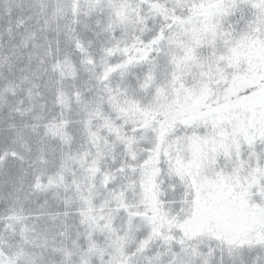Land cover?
Masks as SVG:
<instances>
[{"label": "rangeland", "instance_id": "obj_1", "mask_svg": "<svg viewBox=\"0 0 264 264\" xmlns=\"http://www.w3.org/2000/svg\"><path fill=\"white\" fill-rule=\"evenodd\" d=\"M141 1L71 0L75 14L79 7L101 3L111 6L110 14L114 15L116 26L126 29L133 39L121 49L109 48L100 66L89 60L88 69H95V79L103 88L105 114L95 111L84 119L86 149L72 155V163L62 162L54 181L47 185L71 203L77 198L71 206L87 225L95 212L96 181L102 174L99 160L105 154L107 159L114 151L119 156L124 154L125 160L136 159L138 143L141 139H151L153 148L149 152L152 154L147 155L146 163L140 165L134 161L125 165L121 162L124 165L120 168L126 172L127 180L124 191L117 189L114 198L118 206L114 210L121 211L120 225L127 233L134 231L135 221L147 226L148 234L140 242L139 249H146L143 251L146 252L151 244H156L158 250L165 251L163 246L178 244L182 239L181 234L177 236L174 230H167L170 220L160 204L156 181L160 174L163 142L169 138V149L175 153L174 164L190 178L196 193L195 220L187 225L188 232L193 235L213 229L241 232L253 221H259L257 213L261 211L250 207L247 197L250 189L245 185L258 184L256 174L264 173L259 155L264 152V144L256 143L249 148L247 140L241 139L250 134V129L258 131L257 125H264L261 119L264 117V37L260 35L259 27L250 30V26H246V19L256 14L259 2L148 1L151 16L156 18L154 22L160 16L168 25L162 36L144 42L147 22L152 17L144 15L146 11ZM234 26L236 31L230 33L228 27ZM158 49L163 55L151 58ZM213 51L217 53L215 56L211 55ZM142 65L146 66L144 74L136 76L134 72ZM57 67L61 76L68 80L76 75L77 65L69 60L58 62ZM159 75L163 76V83L157 81ZM126 77L142 82L144 91L148 89L143 101L127 98L111 86L110 82ZM67 96L65 92L60 93L58 99L65 111L47 125V131L63 143H69L71 139L66 113L71 102ZM206 121L217 126L226 125L228 132L222 134L221 139H214L207 134ZM180 124L200 125L196 137L188 144L184 143L183 134H175L174 130ZM233 159L242 161L239 170H233ZM249 165L251 173L247 171ZM110 171L105 169L102 184L115 175L116 171ZM128 191L134 196L135 204L125 203L123 197ZM101 221L96 219L95 223ZM92 231H84L88 240L85 255L105 256V264H121V258L131 256L126 251L128 235L122 234L110 217L105 218V232L99 229L101 232L94 236L101 239L103 235L101 242L91 244L89 235L93 239ZM0 253L18 264L20 253L10 254L1 247ZM87 259L82 258V262ZM152 259L158 263L161 257L155 255Z\"/></svg>", "mask_w": 264, "mask_h": 264}, {"label": "trees", "instance_id": "obj_2", "mask_svg": "<svg viewBox=\"0 0 264 264\" xmlns=\"http://www.w3.org/2000/svg\"><path fill=\"white\" fill-rule=\"evenodd\" d=\"M148 1L160 3L163 0L141 1L146 11L144 15L152 17ZM109 7L104 3L79 7L75 14L71 0H0V247L10 254L20 253L19 264H105V256L85 255L88 240L84 231L93 230V239L89 235L91 244L101 242L103 235L101 239L94 236L101 232L99 229L105 232L108 217L122 234L128 235L126 251L129 255L137 252L148 234L147 226L139 221H135V229L130 233L122 228L121 211L114 210L118 206L114 196L117 189L126 185L127 174L120 167L147 156L153 148L151 139H141L136 147V159L125 160L124 154L119 156L114 151L107 159L105 154L99 160L102 174L96 181L95 212L87 225L71 206L77 198L71 203L47 185L54 181L62 162L72 163L70 157L86 149L84 119L95 111L105 114L103 88L95 79V69H88L89 60L100 66L109 48L121 49L133 39L126 29L116 26ZM155 19L152 17L147 22L142 41L149 42L166 30L168 22L166 24L160 16L154 22ZM228 31L234 33L236 26L228 27ZM158 50L151 58L160 55ZM63 60L76 63L74 78L68 80L61 76L57 64ZM145 67L142 65L134 74H144ZM114 81L110 82L111 86L127 98L143 101L148 94L142 82L128 77ZM157 81L163 83V76L159 75ZM61 92L67 93L71 102L66 111L71 133L69 143H63L47 131L52 118L65 111L58 99ZM184 125H178L175 134H183ZM169 143L168 138L161 151L160 168L166 171L168 160L172 159ZM172 163L177 175L188 177L175 166L174 160ZM105 169L116 173L102 184ZM38 181L41 182L39 189L35 187ZM161 183L168 187L164 180ZM157 188L159 193L158 184ZM129 193L124 194L125 203L135 204L134 196ZM162 196L163 193H159L160 204L170 220L167 230L172 231L176 227V216L183 210L176 212L172 205L163 202ZM167 199H171L170 192ZM96 219H102L101 223H95ZM190 244L191 261L206 264L209 241L193 239ZM163 248L165 251L151 244L146 252H138L133 258L138 264L155 262L152 259L155 255L161 257L156 264L173 261V250H179L178 244ZM211 248L215 249V264H264V251L255 248L229 250L216 241L211 242ZM82 258H88L87 262L83 263Z\"/></svg>", "mask_w": 264, "mask_h": 264}, {"label": "snow or ice", "instance_id": "obj_3", "mask_svg": "<svg viewBox=\"0 0 264 264\" xmlns=\"http://www.w3.org/2000/svg\"><path fill=\"white\" fill-rule=\"evenodd\" d=\"M259 9L256 10V14L250 18L246 19V26H250V30H254L259 27L261 29L260 35L264 37V0H258ZM227 6V4L225 5ZM228 43H231L229 40ZM217 53L213 51L212 56H215ZM264 120V117H261ZM200 125L198 124H185V132L183 133V141L185 144H188L192 139L196 137V130ZM204 127L207 128L208 135L214 139H221L222 134L228 132L226 125H215L204 123ZM258 131L249 130V135L247 137H241L242 140L246 139L249 148H253L256 143L264 144V125H257ZM152 153L149 152V155ZM260 166L264 168V152L260 153ZM163 157V152H161ZM172 159L168 160L167 171L165 168H160V174L156 177L157 184L159 185V193H163L161 199L164 203L172 205L176 212L180 213L176 216V227L174 228L175 232H180L182 239L178 242L179 250H173L174 260L171 262L161 261L160 264H194L191 261V256L193 250L191 249L190 242L193 239H207L209 241V253L208 260L206 264H215L214 252L215 249L211 248V242L216 241L221 245V247H227L229 250L233 248L245 249V248H255L260 251H264V173H257L259 176V183H251L250 185H245V188L250 189L247 192L248 202L250 207H256L261 209L257 215L259 216V221H253L250 226L245 227L241 232H227L213 229L210 232H203L198 235H193L187 230V225L191 222H194L195 218L193 215L194 206H195V196L196 193L192 188V182L188 177H182L177 175L174 171L172 161L175 159V153L170 152ZM149 159V156H144L139 164L143 165ZM167 159V157H164ZM163 163V159L161 161ZM242 161H237L233 159V170H239ZM145 172L148 170L145 169ZM247 171L252 172V167L249 165ZM249 180H252V176L249 175ZM164 180L167 182L168 187L165 188L164 183L161 181ZM51 183V181H49ZM36 188L41 187V182H37L35 185ZM171 193V199H167L168 193ZM171 218V217H170ZM172 239L175 240V236H172ZM145 243H150V241H145ZM146 249H137L139 252H143ZM136 253H133L129 257L121 258V264H138L137 259H134ZM0 264H13L10 258H7L3 253H0ZM19 264V262H18Z\"/></svg>", "mask_w": 264, "mask_h": 264}]
</instances>
